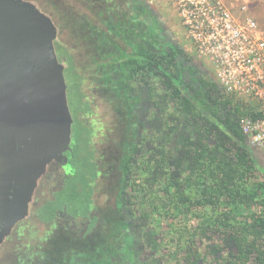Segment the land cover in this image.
<instances>
[{"label": "flooded vegetation", "instance_id": "obj_1", "mask_svg": "<svg viewBox=\"0 0 264 264\" xmlns=\"http://www.w3.org/2000/svg\"><path fill=\"white\" fill-rule=\"evenodd\" d=\"M180 5L54 2L64 11L62 25L50 15L66 65L70 149L44 173L29 215L0 244V264H175L174 248L190 246V240L170 242L169 233L155 225L156 216L169 214L158 213L157 202L175 196L163 179L152 189L154 153L168 141L171 169L177 171L180 148L197 146L200 113L206 125L220 124L218 116L226 121L231 108L218 77L171 28L176 15L183 18ZM79 148L93 154L92 163L78 159ZM80 163L85 179L77 173Z\"/></svg>", "mask_w": 264, "mask_h": 264}, {"label": "water", "instance_id": "obj_2", "mask_svg": "<svg viewBox=\"0 0 264 264\" xmlns=\"http://www.w3.org/2000/svg\"><path fill=\"white\" fill-rule=\"evenodd\" d=\"M58 34L35 1L0 0V244L29 215L44 173L70 149L73 117Z\"/></svg>", "mask_w": 264, "mask_h": 264}, {"label": "trees", "instance_id": "obj_3", "mask_svg": "<svg viewBox=\"0 0 264 264\" xmlns=\"http://www.w3.org/2000/svg\"><path fill=\"white\" fill-rule=\"evenodd\" d=\"M107 27L111 32L115 29L109 23ZM126 64L134 66L132 62ZM159 66L161 63L155 67ZM216 101L224 102L218 98ZM226 101L225 106L231 109L226 121L218 116L220 124L209 121L206 125L205 116L200 113L197 146L194 150L180 148L181 154H176L177 171L171 169L173 152L166 145L168 141L154 153L153 174H150L153 175L152 189L163 184V179L169 190L174 189L173 205L178 211L188 212L194 206H211L215 211L200 227L198 240L193 238L190 246L174 248L175 260H179L175 264H181L183 258L186 264H264V179H260L261 175L264 177V166L254 157L255 148L241 126L244 115H256L255 106L238 105L230 95ZM77 154L79 160L85 157V163H92L93 154L85 156L82 148ZM79 167L77 173L85 179V166L80 163ZM125 167L126 173L132 171L128 159ZM139 172L137 169V174ZM188 187H197V199L188 197ZM254 205H258L259 210H253ZM152 234L158 233L154 230ZM181 236L170 240L179 243ZM204 238L210 241L205 242ZM196 242L197 249H194Z\"/></svg>", "mask_w": 264, "mask_h": 264}, {"label": "built area", "instance_id": "obj_4", "mask_svg": "<svg viewBox=\"0 0 264 264\" xmlns=\"http://www.w3.org/2000/svg\"><path fill=\"white\" fill-rule=\"evenodd\" d=\"M197 51L211 59L226 93L238 105L255 106L241 126L252 146L264 149V30L252 18L238 20L220 0H180Z\"/></svg>", "mask_w": 264, "mask_h": 264}, {"label": "rangeland", "instance_id": "obj_5", "mask_svg": "<svg viewBox=\"0 0 264 264\" xmlns=\"http://www.w3.org/2000/svg\"><path fill=\"white\" fill-rule=\"evenodd\" d=\"M35 1L43 10L47 11L51 14L60 25H62V19L64 16V11H59L58 7L54 6V2H60L61 4L66 3L67 0H33ZM71 1V0H70ZM223 2L233 13L236 19L244 20L246 18L254 19L259 27L264 30V0H220ZM58 4V3H57ZM178 13H181V17L175 16V23L171 26L175 34L178 33L184 39L186 46H193L196 51L197 48L194 44L193 36L191 30H195L196 27L187 26L185 24L183 10L180 5V8H176ZM182 20V23H181ZM175 29V30H174ZM64 37L66 32H64ZM181 38V39H182ZM65 39V38H64ZM197 56L202 60V64L208 70H212L217 76L216 66L211 62L209 57L201 55L197 51ZM255 150L259 153V155L264 160V149H259L255 147ZM261 180L264 177L261 175ZM191 198L197 199V188H191L190 193ZM175 202L172 195L169 198L161 199L157 202L158 213H166L169 209V214L164 216H156L155 225L159 227V229H164L165 232H168L167 239H173L174 236L181 234V240L179 243L183 245L186 244L187 241L191 239L198 240V235L200 232V227L206 223V221L214 214V209L211 206H194L188 212H181L176 209L173 205ZM167 203V204H166ZM166 205H169L168 208ZM253 210H259L258 205H254ZM164 215V214H163ZM183 233V234H182ZM196 235V236H195ZM172 241V240H170ZM205 242L210 241L207 238H204ZM174 242V240L172 241ZM211 242H215V240H211Z\"/></svg>", "mask_w": 264, "mask_h": 264}]
</instances>
